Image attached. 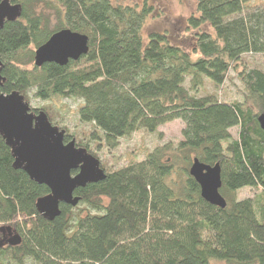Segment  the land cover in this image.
<instances>
[{"label": "trees", "instance_id": "trees-1", "mask_svg": "<svg viewBox=\"0 0 264 264\" xmlns=\"http://www.w3.org/2000/svg\"><path fill=\"white\" fill-rule=\"evenodd\" d=\"M10 1L23 12L0 30L6 78L0 93L83 100L80 119L110 149L136 131L153 133L176 119L185 127L176 145H157L143 160L105 169V180L78 188L79 204H62L54 220L36 206L49 187L14 167L0 134V225L21 237L19 244H0V264H264V130L258 120L264 70L240 72L243 101L192 93L205 78L222 85L242 55L264 53V5L244 14L252 0H197L190 26L208 24L213 32L198 33L189 52L165 33L144 37L148 7L111 0ZM43 9L54 11V25ZM62 29L87 35L89 52L65 66H36V50ZM70 139L66 130L65 141ZM77 146L92 153L83 141ZM195 158L220 163L225 208L202 197L190 174ZM247 188L251 196H235Z\"/></svg>", "mask_w": 264, "mask_h": 264}, {"label": "water", "instance_id": "water-1", "mask_svg": "<svg viewBox=\"0 0 264 264\" xmlns=\"http://www.w3.org/2000/svg\"><path fill=\"white\" fill-rule=\"evenodd\" d=\"M22 12L21 4L3 0L0 3V30L7 21L19 19ZM88 52L87 35L62 29L36 50L35 65L57 63L65 66ZM3 67L0 60V86L6 81ZM258 120L264 130V112ZM0 134L11 147L14 167L24 170L35 182L49 187L50 193L40 197L36 204L38 211L48 220L61 215L62 204H79L81 197L75 194L78 188L107 177L98 158L87 148L77 146L75 139L66 142V130L54 125L46 112H33L25 96L18 91L0 93ZM75 171L77 173L73 174ZM190 174L199 183L206 201L221 208L227 206V200L220 192L223 185L220 163L210 165L195 158ZM20 242L17 233L8 239L13 245Z\"/></svg>", "mask_w": 264, "mask_h": 264}, {"label": "rangeland", "instance_id": "rangeland-1", "mask_svg": "<svg viewBox=\"0 0 264 264\" xmlns=\"http://www.w3.org/2000/svg\"><path fill=\"white\" fill-rule=\"evenodd\" d=\"M114 4L123 6L137 7L139 10L146 7L151 11L145 21L143 34L146 38L151 32H160L168 35L169 40L192 52L198 37V33L203 31L213 32L208 24L200 28L190 26L189 19L197 16V0H111ZM41 5H43L41 3ZM264 0H252L245 9L244 14L257 7L263 6ZM41 7V6H40ZM39 9V7H37ZM51 15L53 25L56 23L54 11L43 9ZM238 15H234L236 17ZM198 55L193 54V57ZM260 68L264 70V53H246L242 55L239 62L232 66L229 71L228 79L222 85H216L208 78L204 79L202 87L197 92H192L197 96L215 95L222 102L243 101L245 96V87L239 74L242 71ZM185 86L190 89L191 78L188 77ZM25 96V95H24ZM29 103L31 110L37 109V112L44 111L49 117L53 118L54 125L61 129L68 130L74 136L76 143L83 141L89 145L92 153L101 162V167L105 170H112L122 167L132 161L143 160L149 151H152L157 145L173 144L176 145L183 139L184 122L181 119L168 122L161 125L156 132L139 130L132 135L121 138L116 148L110 149L106 146L104 139L100 136L93 138V125L80 119L79 109L83 105V100L79 98L54 97L50 100H41L29 93ZM44 109V110H43ZM46 110V111H45ZM52 122V121H51ZM238 127L231 129L233 137L238 136ZM72 140V139H70ZM69 140V141H70ZM68 142V141H66ZM77 172H74L75 174ZM260 192V191H258ZM253 191L249 188L240 190L236 193L238 199H244L251 196ZM4 224L0 225V243H8L16 232L8 230ZM212 264H230L226 261L213 260Z\"/></svg>", "mask_w": 264, "mask_h": 264}]
</instances>
